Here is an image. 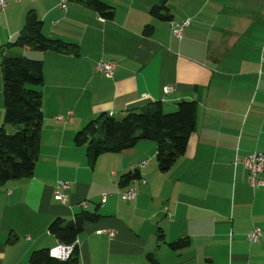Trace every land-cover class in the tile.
<instances>
[{"label":"crops","instance_id":"crops-1","mask_svg":"<svg viewBox=\"0 0 264 264\" xmlns=\"http://www.w3.org/2000/svg\"><path fill=\"white\" fill-rule=\"evenodd\" d=\"M85 1L70 0L63 11L59 0H6L0 11V125L2 54L42 60L44 75L34 174L0 186V264H28L33 250L57 246L50 223L84 209L100 218L83 222L79 264H150L149 253L158 264H264V187L250 186L243 164L249 152L264 154V0H102L114 7L111 19ZM163 1L168 19L150 11ZM31 10L45 35L76 43L80 54L8 47ZM169 19L189 20L181 39ZM110 60L117 63L112 77L97 68ZM166 85L173 86L167 94ZM182 100L197 105L196 129L168 171L158 168L151 140L94 164L74 142L103 113L123 115L154 102L172 112ZM68 111L73 122L56 118ZM135 168L140 179L121 186V175ZM59 181L69 183L65 203L54 196ZM130 187L135 197L128 200L123 192ZM254 227L262 235L250 242ZM185 237L190 246H168Z\"/></svg>","mask_w":264,"mask_h":264},{"label":"trees","instance_id":"trees-1","mask_svg":"<svg viewBox=\"0 0 264 264\" xmlns=\"http://www.w3.org/2000/svg\"><path fill=\"white\" fill-rule=\"evenodd\" d=\"M86 5L102 17L111 19L114 7L102 0H86ZM165 1L154 5L151 14L168 19ZM171 20V19H169ZM149 27V26H148ZM43 23L34 10L26 15L25 23L17 39L8 47L29 48L46 52L49 50L78 56L76 43L52 38L42 31ZM4 94V124L0 125V186L9 180L31 177L40 157L41 131L44 120L42 90L44 84L43 62L12 52H4L1 60ZM197 105L194 101L182 100L177 109L165 112L161 102L132 109L123 115L103 113L79 129L74 137L77 146H85L92 164L105 153H117L134 147L141 140L156 143V162L162 171H168L187 149L191 134L196 129ZM6 125L15 127L13 132ZM138 168L129 170L120 177L125 186L140 179ZM132 188V187H130ZM129 189V188H128ZM127 190V189H126ZM100 214L83 210L73 220L56 217L48 230L62 244H73L70 257L61 260L50 255L48 248L35 249L28 264H79L78 234L84 221H97ZM10 237V242L16 240ZM164 234L158 232V242H164ZM189 237L168 242L173 250L190 246ZM150 264H158L152 253L148 254Z\"/></svg>","mask_w":264,"mask_h":264},{"label":"built area","instance_id":"built-area-1","mask_svg":"<svg viewBox=\"0 0 264 264\" xmlns=\"http://www.w3.org/2000/svg\"><path fill=\"white\" fill-rule=\"evenodd\" d=\"M70 0H59V7L66 11L68 8V2ZM7 2L6 0H0V11H3L6 7ZM170 27L172 29L173 35L181 39L183 36L184 29L189 25V20L185 19L182 21H175L173 19L169 20ZM117 63L113 60L110 61H101L97 64L98 70L106 74L107 76L112 77L114 75L115 69H116ZM173 90L172 85H166L163 87V91L165 94L171 92ZM58 120L65 121V122H73V112L68 111L65 115H58L56 116ZM146 162H142L140 164V167H143ZM243 164L245 168L248 171V181L250 183V186L254 189H258L261 187H264V154L260 151H252L249 152L244 158H243ZM69 183L66 181H59L56 185L54 196L57 200L65 203L69 199V193H68ZM106 195L104 194L102 197V201H105ZM123 197L125 199H133L135 197V192L133 188H129L123 192ZM82 206L85 208L86 203L83 202ZM170 217V214L168 215ZM110 235H114L113 231L109 232ZM262 235V231L259 227H254L248 234L247 239L250 242H257L260 240V237ZM73 244H62L59 243L57 246H54L49 249V253L51 256L66 260L70 257L72 250H73Z\"/></svg>","mask_w":264,"mask_h":264}]
</instances>
